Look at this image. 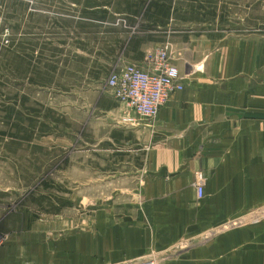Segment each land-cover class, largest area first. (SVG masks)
<instances>
[{"label":"crops","instance_id":"crops-1","mask_svg":"<svg viewBox=\"0 0 264 264\" xmlns=\"http://www.w3.org/2000/svg\"><path fill=\"white\" fill-rule=\"evenodd\" d=\"M80 3L71 31L89 58L76 57L63 93L106 114L107 165L90 166L102 194L80 212L29 219L3 214L0 193V264H264V30L213 34L206 0ZM166 42L184 89L155 119L127 124L112 92L102 99L98 66L147 67Z\"/></svg>","mask_w":264,"mask_h":264},{"label":"rangeland","instance_id":"rangeland-1","mask_svg":"<svg viewBox=\"0 0 264 264\" xmlns=\"http://www.w3.org/2000/svg\"><path fill=\"white\" fill-rule=\"evenodd\" d=\"M80 1L0 0L3 214L16 212L32 219L60 211L80 212L90 195L102 194L96 186L90 189V166L107 165L106 114L100 106H84L82 102L75 106L74 99L63 93L73 82L76 57L89 58L82 55L89 54V48L77 46L81 41L71 31L69 17L75 16ZM127 1L97 0L99 5L111 2L116 9L125 7ZM206 2L209 21L204 27L214 30L213 34L264 30V0ZM185 4L178 1L177 7L182 10ZM113 17L118 23L129 22L127 15ZM100 65L97 72L103 76L100 86L105 90L101 95L104 99L111 91L107 79L115 68L101 70ZM86 97L88 102L92 100ZM109 118L117 120L115 115Z\"/></svg>","mask_w":264,"mask_h":264},{"label":"built area","instance_id":"built-area-1","mask_svg":"<svg viewBox=\"0 0 264 264\" xmlns=\"http://www.w3.org/2000/svg\"><path fill=\"white\" fill-rule=\"evenodd\" d=\"M107 85L115 99L124 106V121L133 124L139 120H153L168 102L172 93L184 89L183 75L171 59L170 43L154 50L149 65L127 64L112 70ZM198 198L205 192L203 171L195 174ZM127 264H154L150 259H138Z\"/></svg>","mask_w":264,"mask_h":264},{"label":"trees","instance_id":"trees-1","mask_svg":"<svg viewBox=\"0 0 264 264\" xmlns=\"http://www.w3.org/2000/svg\"><path fill=\"white\" fill-rule=\"evenodd\" d=\"M163 9H165V6H163ZM168 11H166L165 13H167ZM206 14H208V12H206Z\"/></svg>","mask_w":264,"mask_h":264}]
</instances>
